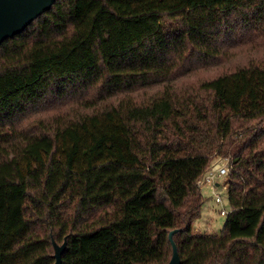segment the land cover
I'll list each match as a JSON object with an SVG mask.
<instances>
[{"label": "trees", "instance_id": "16d2710c", "mask_svg": "<svg viewBox=\"0 0 264 264\" xmlns=\"http://www.w3.org/2000/svg\"><path fill=\"white\" fill-rule=\"evenodd\" d=\"M260 43L264 0H55L2 41L0 264H264V57L178 84Z\"/></svg>", "mask_w": 264, "mask_h": 264}, {"label": "rangeland", "instance_id": "374dc122", "mask_svg": "<svg viewBox=\"0 0 264 264\" xmlns=\"http://www.w3.org/2000/svg\"><path fill=\"white\" fill-rule=\"evenodd\" d=\"M258 45H264V43H260ZM263 57L264 46L257 47L253 50L243 49L235 57L228 59L222 65L210 69L202 67L198 68L197 72L188 76L189 78H187L186 80L179 81L178 84L180 85L188 82H194L201 78H209L222 72L232 70L237 66L244 65L250 59ZM216 159L217 158H214L213 162H216ZM220 180L221 182L224 181V177H220ZM216 189L224 197L225 206H229L228 190L226 184L223 182ZM214 191L215 188L211 183L202 185V193L205 197V202L202 208L201 216L195 221V231L197 233L219 234L224 227L227 216L221 214V205L216 202Z\"/></svg>", "mask_w": 264, "mask_h": 264}, {"label": "water", "instance_id": "95a60500", "mask_svg": "<svg viewBox=\"0 0 264 264\" xmlns=\"http://www.w3.org/2000/svg\"><path fill=\"white\" fill-rule=\"evenodd\" d=\"M55 0H0V43L6 38L20 33L40 13L49 9ZM172 236V232L170 233ZM55 263L62 264V254L67 242L53 240ZM173 255L168 264H181V258L173 241Z\"/></svg>", "mask_w": 264, "mask_h": 264}, {"label": "built area", "instance_id": "2783aa9c", "mask_svg": "<svg viewBox=\"0 0 264 264\" xmlns=\"http://www.w3.org/2000/svg\"><path fill=\"white\" fill-rule=\"evenodd\" d=\"M216 162L214 161L209 166L205 175L199 181L200 186L211 183L212 186L215 188V200L218 204L221 205V214L228 216L229 213L232 211L231 206H225V199L224 197L217 191V187L221 185L220 177H225L228 173L229 168V159L225 157H216Z\"/></svg>", "mask_w": 264, "mask_h": 264}]
</instances>
